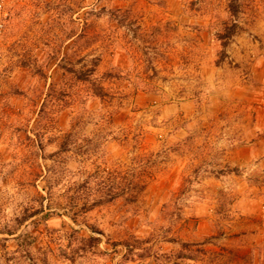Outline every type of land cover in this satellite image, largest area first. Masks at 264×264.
Segmentation results:
<instances>
[{"label":"rangeland","instance_id":"rangeland-1","mask_svg":"<svg viewBox=\"0 0 264 264\" xmlns=\"http://www.w3.org/2000/svg\"><path fill=\"white\" fill-rule=\"evenodd\" d=\"M229 3L0 0V264H264V0Z\"/></svg>","mask_w":264,"mask_h":264},{"label":"trees","instance_id":"trees-1","mask_svg":"<svg viewBox=\"0 0 264 264\" xmlns=\"http://www.w3.org/2000/svg\"><path fill=\"white\" fill-rule=\"evenodd\" d=\"M229 9H230V12H231V15L232 16L238 15V13H239L238 0H230ZM236 27H237V25L234 23L232 25V28L229 29V32L227 33L226 36H232V35H234V32H235V28Z\"/></svg>","mask_w":264,"mask_h":264}]
</instances>
